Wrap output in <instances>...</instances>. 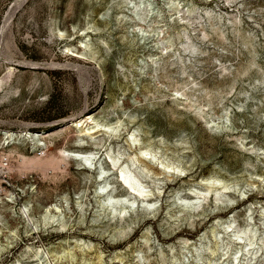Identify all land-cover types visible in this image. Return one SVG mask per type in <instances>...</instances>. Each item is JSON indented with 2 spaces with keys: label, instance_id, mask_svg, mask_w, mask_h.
<instances>
[{
  "label": "rangeland",
  "instance_id": "rangeland-1",
  "mask_svg": "<svg viewBox=\"0 0 264 264\" xmlns=\"http://www.w3.org/2000/svg\"><path fill=\"white\" fill-rule=\"evenodd\" d=\"M0 80V264H264V0H0Z\"/></svg>",
  "mask_w": 264,
  "mask_h": 264
},
{
  "label": "bare ground",
  "instance_id": "bare-ground-1",
  "mask_svg": "<svg viewBox=\"0 0 264 264\" xmlns=\"http://www.w3.org/2000/svg\"><path fill=\"white\" fill-rule=\"evenodd\" d=\"M135 14L137 15V10L134 11ZM1 82V80H0ZM180 95H185L183 92H180V91H176V98H178ZM86 121L85 120H82V119H79V120H71L70 123H66L65 125L67 126H81L84 122ZM108 129L111 127L107 126ZM99 124H95L94 126H88L85 128V130H87L88 132H97V131H100L99 129ZM67 129H69L67 127ZM54 132H45V131H37V132H29V131H24L22 134L23 135H27V137H31V138H34V137H38L37 138V142H36V145H45L44 142H41V138H47L48 136H50L51 134H53ZM5 136H6V139L8 140H11L13 139V137L15 136V134L13 132H5ZM141 153H145L146 151L145 150H141L140 151ZM73 156L75 157H85V155H82L80 153H72ZM67 158H68V154L66 151L64 150H60L58 152V154L56 155H49V156H46L44 158L42 157H38V156H33V157H28V156H24V155H20V163L19 165L17 166V169L19 171H21L23 168H29V169H35V170H41V171H46L47 169L49 168H54L56 167L60 162H64L66 163L67 161ZM74 158V157H72ZM90 157H85L86 160H88ZM82 159V158H81ZM112 161H114V159L112 158L111 159ZM115 164L113 163V166ZM59 166V165H58ZM167 167L169 168V165H167ZM12 168L8 167V170H11ZM119 182L120 184L127 190V192H129L130 194L133 193L134 195L136 196H139L141 198H144L146 197V191L144 189V186L143 184L140 182V180L127 168H120L119 170ZM222 188H226V186H222ZM135 196V197H136ZM119 199L118 198H115V201H112V198H109L108 201H107V207L111 208V211L112 212H116L118 213L120 216L121 215H124V213L126 212V206L124 205H121V206H118L117 207V203L119 202L118 201ZM50 208H52L51 206L50 207H46L45 208V212L41 215L42 218H43V221H44V225L48 222H46V219H51L52 222L54 221V214H51L50 213ZM20 211L21 213L24 215V217L26 218V221L29 222L31 220L30 218V211H29V208L26 204L23 205V207L20 208ZM51 224V222H50ZM64 225V223H62V226ZM61 226V227H62ZM38 226L36 225L35 227L31 228V229H34V230H37ZM250 229L249 226L245 227V229H242L240 230L239 232H244L246 230ZM1 230V229H0ZM253 230V229H252ZM246 238H248V236L246 235L245 236ZM242 239H246L244 237H241ZM253 242H246L245 245H249ZM262 243H264V239L262 240ZM236 260L233 261V263L235 262Z\"/></svg>",
  "mask_w": 264,
  "mask_h": 264
}]
</instances>
